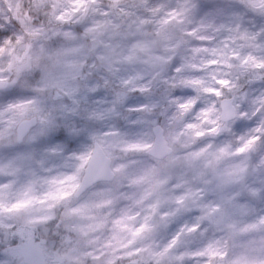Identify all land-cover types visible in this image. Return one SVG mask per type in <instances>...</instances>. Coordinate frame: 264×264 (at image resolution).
<instances>
[{
	"label": "clouds",
	"instance_id": "1",
	"mask_svg": "<svg viewBox=\"0 0 264 264\" xmlns=\"http://www.w3.org/2000/svg\"><path fill=\"white\" fill-rule=\"evenodd\" d=\"M0 264H264V0H0Z\"/></svg>",
	"mask_w": 264,
	"mask_h": 264
}]
</instances>
